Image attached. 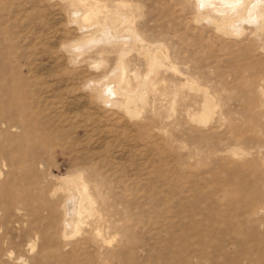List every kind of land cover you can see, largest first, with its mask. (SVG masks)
<instances>
[{"label":"rangeland","instance_id":"374dc122","mask_svg":"<svg viewBox=\"0 0 264 264\" xmlns=\"http://www.w3.org/2000/svg\"><path fill=\"white\" fill-rule=\"evenodd\" d=\"M198 3L0 0V155L36 154L0 168V264H264V15ZM34 176L84 184L77 233L7 200Z\"/></svg>","mask_w":264,"mask_h":264},{"label":"bare ground","instance_id":"6f19581e","mask_svg":"<svg viewBox=\"0 0 264 264\" xmlns=\"http://www.w3.org/2000/svg\"><path fill=\"white\" fill-rule=\"evenodd\" d=\"M198 2V6H201L203 9L211 8L214 12H220L223 10L225 12V16L229 15L226 17L227 19H231L233 16H236V19L232 18L233 20L231 23L233 28H238L242 24V20L257 22L260 20V17L264 15V0H198ZM113 20L116 22L118 17H114ZM219 21L220 22L218 24H224V20ZM260 28L264 30L263 19H261ZM110 34L111 36H115V32L113 30H111ZM162 57L163 56L161 54L160 58ZM121 74V65H119L111 78L96 84L95 88L98 89L101 94H104L107 99L111 98L112 100H115L116 98H122L125 106L127 107L129 101L132 102V99H130L127 95L118 92L115 86V82L119 80ZM4 119H0V125L3 127H21V129H24L25 127L26 129L28 128L26 122L22 121V119L17 122H10V120L5 121ZM17 149L18 148H16V150ZM34 156H36V154H30L29 152V155H27L25 159H20V157H17L16 153L6 154L2 152L0 155V168L1 165L5 164L9 166L16 164L17 168L23 169L26 173L35 166ZM72 177L70 176V178ZM83 185L78 182L76 183L75 180L72 181V179L64 180L61 187L57 188V190H59L58 192L56 189L49 190L46 187L39 186L38 176H34L32 178L24 177L15 187L17 189V194L15 196H10L7 200L13 206L20 209L24 216L32 217L34 220L39 217L44 219L46 221L45 226L47 227L53 225L54 213L60 210L62 212V226L60 234L63 239H66L70 234L74 235L77 233L80 224L83 222L82 215L87 208L84 206V201H87L89 204L91 203V196L86 191V187ZM31 189L36 190V192H32ZM4 190L9 191V188L6 186L5 182H0V193ZM2 196L3 195H1V197ZM59 203L61 204L59 205V208H57ZM91 205L92 204H90V206ZM1 208L2 206L0 204V211ZM259 208L260 212L264 210L262 207ZM0 225H2L1 220ZM37 235V231L32 233L33 237ZM263 236L264 233L260 235L261 238ZM5 251L6 249H3L2 246H0V255H3Z\"/></svg>","mask_w":264,"mask_h":264}]
</instances>
